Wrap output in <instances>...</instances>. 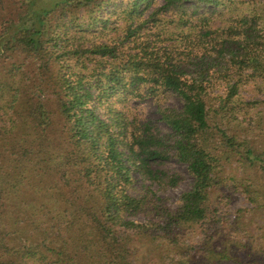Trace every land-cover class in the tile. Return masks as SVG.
Instances as JSON below:
<instances>
[{
  "label": "trees",
  "instance_id": "16d2710c",
  "mask_svg": "<svg viewBox=\"0 0 264 264\" xmlns=\"http://www.w3.org/2000/svg\"><path fill=\"white\" fill-rule=\"evenodd\" d=\"M1 3L0 264H186L229 168L260 202L264 0ZM230 240L207 252L237 262Z\"/></svg>",
  "mask_w": 264,
  "mask_h": 264
},
{
  "label": "rangeland",
  "instance_id": "374dc122",
  "mask_svg": "<svg viewBox=\"0 0 264 264\" xmlns=\"http://www.w3.org/2000/svg\"><path fill=\"white\" fill-rule=\"evenodd\" d=\"M158 1L162 2L163 0ZM4 7H6L5 4L3 5L1 3L0 32L7 19L13 16V14L7 12L6 9L4 10ZM2 68L3 66H0V71ZM257 95L264 98V90ZM169 103L179 104L178 100L174 97L170 98ZM133 104L138 107L144 117L149 119H157L159 117L156 106L151 100L142 104L136 102ZM161 126L166 128L164 123H161ZM166 168H168L171 173L179 172L181 174L180 182L177 186L166 187L165 190H161L158 193L160 196L167 197L170 203H176L182 192L190 189L192 177L189 175L186 166L175 159L170 160ZM234 169L235 168H229L224 173V179L229 185L216 194L219 200H221V203L218 205L219 211L224 218L223 222L219 225L220 227L215 237L212 241L210 240L208 244L201 241L203 240L202 236H197L195 240L193 238L194 248L190 250L191 252L188 255H184L187 257L188 261L186 264H247L244 259L247 258V261H249L252 257L254 262H248V264H264V200H262V198H264V181L260 182V186L258 183H254L258 186V190L262 188L263 194L262 198H260V202H253L248 198L245 188L237 185V183H240V173L234 171ZM233 175L236 177H233ZM154 188H158V185H155ZM141 219L143 218L141 217ZM226 237L231 238V244L235 242L239 247L236 250V255H238L237 262H232L234 260L232 257H234L235 254H228L230 256V261L225 260L226 262H222L214 256H210V251L207 252L208 249L220 251L224 247V239ZM191 240L192 237L187 241ZM191 243L192 242H189L188 244L191 245ZM227 246L230 247V245ZM246 247H248L251 252L249 257L246 256L248 251ZM232 250L233 249L230 248V251ZM176 259L177 257H175V261ZM196 259L201 260L196 261ZM240 260H242V263H240ZM154 262L155 260H151L148 264H154Z\"/></svg>",
  "mask_w": 264,
  "mask_h": 264
}]
</instances>
